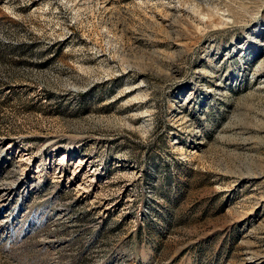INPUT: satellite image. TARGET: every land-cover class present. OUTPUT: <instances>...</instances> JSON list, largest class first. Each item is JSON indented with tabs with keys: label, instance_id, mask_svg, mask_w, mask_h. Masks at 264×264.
<instances>
[{
	"label": "rangeland",
	"instance_id": "1",
	"mask_svg": "<svg viewBox=\"0 0 264 264\" xmlns=\"http://www.w3.org/2000/svg\"><path fill=\"white\" fill-rule=\"evenodd\" d=\"M0 264H264V0H0Z\"/></svg>",
	"mask_w": 264,
	"mask_h": 264
}]
</instances>
